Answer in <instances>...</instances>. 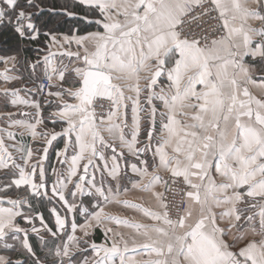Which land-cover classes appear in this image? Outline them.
<instances>
[{"label":"crops","instance_id":"0c3cea01","mask_svg":"<svg viewBox=\"0 0 264 264\" xmlns=\"http://www.w3.org/2000/svg\"><path fill=\"white\" fill-rule=\"evenodd\" d=\"M40 1L25 20L84 17L72 2L101 18L84 34L32 33L14 24L18 0L0 2V25L21 40L0 49V264H264V0H209L226 36L207 48L175 30L187 4L205 0H62L58 11ZM41 35L27 56L24 41ZM63 67L67 96L51 80L40 99L36 85ZM88 69L112 77L96 96L114 101L109 120L82 110ZM171 174L189 184L179 223L162 203ZM41 196L52 224L30 207Z\"/></svg>","mask_w":264,"mask_h":264},{"label":"built area","instance_id":"2783aa9c","mask_svg":"<svg viewBox=\"0 0 264 264\" xmlns=\"http://www.w3.org/2000/svg\"><path fill=\"white\" fill-rule=\"evenodd\" d=\"M0 2L5 3L7 0H0ZM175 30L182 42L205 48L221 41L226 36L223 17L209 0L187 4L186 12ZM52 86L50 78H44L36 85L40 99L49 98ZM115 110L114 101L106 97H96L91 109L97 122L109 120L115 114ZM188 190L189 184L183 174H171L164 179L161 193L164 215L168 221L172 223L182 221L188 209ZM228 264L252 263L235 256Z\"/></svg>","mask_w":264,"mask_h":264},{"label":"trees","instance_id":"16d2710c","mask_svg":"<svg viewBox=\"0 0 264 264\" xmlns=\"http://www.w3.org/2000/svg\"><path fill=\"white\" fill-rule=\"evenodd\" d=\"M18 5L16 7V11L25 10L27 8L30 0H18ZM40 2L45 3V5L49 6L50 10L58 11L59 9H64L68 7L67 2H63L62 0H41ZM68 8L72 9L73 11L83 14V16L80 15H66L63 13H56L51 12L49 10L46 11H40L39 13H33V17L35 18V23L39 27L40 33H49V34H70L72 32H75V29H77V33L84 34L90 31L95 30L96 23L94 22L97 19H100V15L95 12L94 10L85 8L79 4H76L72 2V6H69ZM93 16L97 19H89ZM87 17V18H86ZM80 18V19H75ZM82 19V20H81ZM92 23V24H91ZM48 39V37L41 35L37 40H27L24 41V52L27 53V56L32 57V51L33 48H37L39 46H42L45 44V41ZM21 46V40L20 36L15 32L14 28L10 25L3 23L0 25V49L2 51H15ZM45 46V45H44ZM43 46V48H44ZM147 132L145 134V137L149 139ZM62 144H59L58 146L54 147L51 151L50 158L54 157V152L57 148H60ZM34 199V209H32L35 212L43 213L46 221H48L50 224H52V214L50 211L52 201L47 200L45 197L41 196L40 199Z\"/></svg>","mask_w":264,"mask_h":264},{"label":"water","instance_id":"95a60500","mask_svg":"<svg viewBox=\"0 0 264 264\" xmlns=\"http://www.w3.org/2000/svg\"><path fill=\"white\" fill-rule=\"evenodd\" d=\"M21 22H24L25 29L34 32L36 28V24L25 20V12L20 10L18 12V16L14 20L15 26H18ZM165 74L164 69H158L155 74L153 75L152 81L150 83V90H154L160 83L162 76ZM111 86L112 84V77L107 74L105 71H100L97 69H88L84 72L83 78L80 83V104L82 110L93 116L92 114V107L95 102L98 89L100 85ZM153 130L149 131V141L152 142ZM85 177H83L84 179ZM43 192L46 193V185L42 186Z\"/></svg>","mask_w":264,"mask_h":264},{"label":"rangeland","instance_id":"374dc122","mask_svg":"<svg viewBox=\"0 0 264 264\" xmlns=\"http://www.w3.org/2000/svg\"><path fill=\"white\" fill-rule=\"evenodd\" d=\"M65 63H67V61H65ZM64 65H66V64H64ZM64 67H66V66H64ZM62 68V69H65V68ZM67 69V68H66ZM57 70L56 71V73L55 74H53V77L51 78V80L54 82V90L56 91V92H58V91H61V92H64L65 91V89H66V86H67V81L65 82V79H67V70ZM67 91V90H66ZM65 91V96H67V92ZM146 128L149 130V131H151V127H150V124H149V122H148V124L146 125ZM70 146L72 147L73 145L72 144H70ZM51 151H52V149H49V150H47L46 151V156L47 157H49L51 154ZM70 151H68V153H69ZM33 198H35V197H32V199H31V204H30V207H31V209H34L33 207H34V204H35V202H34V199ZM52 205H54V203L52 202ZM34 220V219H33Z\"/></svg>","mask_w":264,"mask_h":264}]
</instances>
